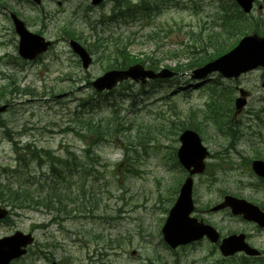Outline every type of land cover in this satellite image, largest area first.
<instances>
[{
    "label": "rangeland",
    "instance_id": "374dc122",
    "mask_svg": "<svg viewBox=\"0 0 264 264\" xmlns=\"http://www.w3.org/2000/svg\"><path fill=\"white\" fill-rule=\"evenodd\" d=\"M128 1L152 7L170 2L160 14L139 13L138 22L132 25L114 22L107 36L111 38L102 40L103 48H96L95 34L89 32L82 16L87 12L92 21L102 13L108 16L111 2L89 12L85 9L88 0H42L41 8L23 0H0V90L19 91L9 96L5 90L0 96V108L11 101L0 114V183L11 186L0 190L10 189L23 199L40 201L32 210L19 211L0 222V239L15 232L31 233L34 238L29 254L12 264H260L241 255L223 259L207 241L170 250L160 230L186 174L175 158L178 125L192 114L202 121L200 137L211 154L207 172L194 177L192 215L224 236L244 232L248 242L262 250L264 260V230L228 211H208L225 194L264 206V182L253 176L247 164L256 155L264 157V126L255 116L264 107L259 83L264 72L254 71L236 81L220 77L218 82L214 74L202 85L181 76L171 83L142 87L128 82L113 94L97 95L89 83L109 70L116 45L118 52L126 49L139 60L155 59L161 69L172 68L177 57H170V52L179 58L186 54L187 32H202L203 36L219 32L220 0ZM256 1L264 6V0ZM176 2L183 7L171 5ZM256 6L250 14L253 18L264 14ZM10 12L33 33L53 40V49L39 60H21ZM65 24L91 53L92 64L86 72L68 47V36L61 30ZM99 36L106 38L104 33ZM236 38L230 39L231 44ZM117 60L122 59L118 56ZM212 82L249 92L246 107L234 121L223 124L227 116L205 120L204 105L210 98L206 86ZM27 88L35 96H22L21 90ZM89 121L102 122L105 133H88L81 122ZM40 149L68 161L72 178L59 182L50 162L45 164L35 155L33 150Z\"/></svg>",
    "mask_w": 264,
    "mask_h": 264
},
{
    "label": "water",
    "instance_id": "95a60500",
    "mask_svg": "<svg viewBox=\"0 0 264 264\" xmlns=\"http://www.w3.org/2000/svg\"><path fill=\"white\" fill-rule=\"evenodd\" d=\"M38 2V0H35ZM101 0H92V4H97ZM244 12L248 13L252 7L253 0H236ZM13 23L15 31L18 34L19 54L23 58L32 59L37 54L46 51L50 45L44 42L42 38L28 33L24 25L15 17ZM73 51L80 57L82 66L87 69L91 60L85 50L75 42H70ZM264 68V38L257 35L244 37L238 45L229 53L214 60L213 62L193 71V79H201L212 72H218L225 78H237L243 73ZM173 76L168 70H162L154 73L151 70L144 69L141 65H134L126 70H113L105 73L92 82V87L97 92L110 90L117 83L131 79L135 82L144 84L147 79H165ZM264 86V83H263ZM241 97L235 101L236 112H240L246 104V92L240 91ZM6 107L0 108V112ZM181 146L177 152L180 164L189 172L190 175L201 173L204 169L203 159L207 155L205 149L200 145L198 136L191 132L185 131L179 138ZM253 169L257 175L264 177V165L260 162L253 164ZM192 180L186 179L180 188L176 203L170 210L165 224L162 228L164 241L171 247L184 245L203 236H207L212 242H216L217 234L210 227L197 223L195 219L189 218L192 212L191 202ZM230 207L233 214H242L245 219L256 222L259 226L264 227V214L258 208L246 203L243 200L225 197L224 202L213 208V210ZM7 210L0 208V220L5 218ZM244 237L231 236L222 241L219 250L226 256L234 255L237 252H244L248 256H258V252L249 248L244 243ZM33 242L31 235H24L16 232L12 236L0 239V264H9L10 261L17 259L26 253L25 248Z\"/></svg>",
    "mask_w": 264,
    "mask_h": 264
},
{
    "label": "trees",
    "instance_id": "16d2710c",
    "mask_svg": "<svg viewBox=\"0 0 264 264\" xmlns=\"http://www.w3.org/2000/svg\"><path fill=\"white\" fill-rule=\"evenodd\" d=\"M219 9L221 14L217 17V21H219V32H208L205 36L200 32L198 34H194L193 32H187V41H189V45L186 46V54L182 55V58L176 56L173 52H170V55L175 58H179L173 70L175 71H185L187 69L191 70L193 68H197L202 66L203 64L211 61L212 59L219 57L224 54L227 50H229L234 44L230 42L231 38L236 36L244 35L247 33H258L264 36V21L260 19H256L255 22L253 20H249L247 16L242 14V12L237 8V6L231 1L229 4H226L224 1H220ZM235 41V40H234ZM205 43V45L202 43ZM225 44L227 46H225ZM116 54L113 59L111 66L116 69H124L131 64H135L140 62L147 66V68L152 70H157L159 66V61L143 59L139 60L133 56H130L126 49H122L120 52L117 51L118 46H115ZM126 48V47H123ZM192 51L194 53L192 54ZM118 56L121 57L122 60H117ZM182 61H185L184 63ZM14 92H18L15 88H11L9 90V94L13 95ZM215 91H212L210 99L207 101L206 109L207 114L210 119H218L219 117H225L224 123H230V114H231V106L233 100V94L231 91H218L215 92L216 99H213ZM229 114V115H228ZM82 127L86 128L88 133H92V135H103L105 132H102L101 128L103 127L102 122L96 123L94 121L89 122H81ZM186 126L191 129L200 130V123L196 121H189ZM37 156V153L35 152ZM46 157L50 160V170L56 174V179L59 182L69 181L72 178L71 173V165L68 161H61L59 159H53L50 157L49 153L45 154ZM63 164V165H62ZM59 169V170H58ZM11 186L10 184H2L0 183V189ZM54 189V188H53ZM0 192H2L0 190ZM63 197V196H62ZM57 200L60 201V197H57ZM40 201L37 199H29L26 197L23 199V195L16 191L6 189L5 192L0 193V204L10 207L14 211H22L24 209L33 208L38 206Z\"/></svg>",
    "mask_w": 264,
    "mask_h": 264
}]
</instances>
